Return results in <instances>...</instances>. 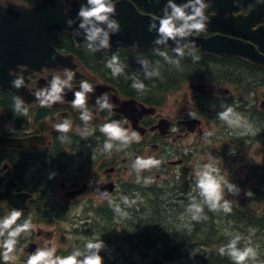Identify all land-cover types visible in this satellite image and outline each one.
Segmentation results:
<instances>
[{
	"label": "flooded vegetation",
	"instance_id": "obj_1",
	"mask_svg": "<svg viewBox=\"0 0 264 264\" xmlns=\"http://www.w3.org/2000/svg\"><path fill=\"white\" fill-rule=\"evenodd\" d=\"M15 1L17 3L9 6L35 5V0L28 4ZM205 1L209 5L205 10L209 23L204 31L194 32L193 35L203 39L220 36L237 41L238 44L240 42L244 47V55L237 51H232L231 55L196 51L195 54L202 58L196 64L197 68H194L193 73L197 77L193 81L183 82L177 92L167 95L160 104L148 106V103L126 95L124 88L127 87L107 82L88 70L77 56V69L64 66L31 69L20 65L9 71L15 78L22 76L25 86L16 90L25 89L27 96L22 99L11 89L0 85V220L14 209L21 210L22 215L13 228L29 217L33 228L17 237L15 250L11 254L14 259L7 262L3 259L2 241L7 238L10 229H0L4 232V236L0 237V264H27L28 257L38 248H53L56 238L63 243L59 248L54 247L57 256H68L75 249L83 251L88 240L102 239L106 247L100 255L109 259L104 264H151L135 259L120 260L122 252L129 251L130 246L121 240L123 234L119 230L115 231L114 226L129 222L123 221L114 211L105 212L106 209L113 210L109 206V199L119 203L123 210L121 197L127 196L129 200H136V211H147L156 197L160 196L157 186H149L144 198H138L136 192L128 188H134L137 181L133 162L144 153L148 158V149L152 150L150 155L159 152V156H163L159 158L161 164L156 168L161 174H157L156 179L160 181L162 175L165 176L170 184L175 185L178 193L186 183L189 187L194 183L192 188L195 189V175L193 182L186 181L192 163L197 169L200 165L212 162L220 168L221 174L228 172L226 178L242 189L238 196L226 195L231 204L240 207L247 202L262 201L264 64L254 62L252 58H264V0ZM0 3L9 7L2 0ZM64 34L70 33H61L53 44L60 54L68 56L70 53L62 52L57 47L58 43H63ZM65 69L75 73L70 82L71 90L65 88L62 102L41 107L36 93L48 87L54 77L67 79ZM82 81L89 82L94 88L87 98V109L92 114L89 128L94 131L86 139L80 135L85 127L79 119L80 110L71 106L74 92L80 90ZM102 93H108L110 97L109 103L113 105L111 113L106 109L101 110L97 105L96 98ZM17 96L28 109L26 116L13 111L14 98ZM175 96L176 109L165 113L168 101ZM130 100L146 108L153 107L156 113L138 118V123L134 124L120 111L123 102ZM227 106L241 113L252 124L256 134L239 135V130L236 132L220 121L216 114ZM189 112L194 114V119L189 117ZM126 114L136 118L135 111L127 109ZM65 119L72 122V128L67 133L69 139L61 142L57 139L61 134L55 130V125ZM112 120L119 121L129 132L139 133L140 141L121 147L124 149L121 155L111 158L103 155L94 161L85 154L84 149L92 143L104 145L106 137L99 129ZM192 121L195 122L191 126L185 124ZM194 126L195 130L189 131ZM207 132L214 134L206 136ZM188 139L191 140L190 144L185 146L184 141ZM114 145L118 147V142H114ZM154 169L143 170L139 174L140 180L145 177L154 180ZM51 173L56 175L49 179ZM249 190L254 193L250 198L245 195ZM169 202L162 199L164 211H169L171 203L176 201ZM208 211L205 206L204 214ZM131 216H134V212L128 213L127 217ZM168 216L172 217L173 214ZM108 252L112 255L109 256Z\"/></svg>",
	"mask_w": 264,
	"mask_h": 264
},
{
	"label": "clouds",
	"instance_id": "obj_2",
	"mask_svg": "<svg viewBox=\"0 0 264 264\" xmlns=\"http://www.w3.org/2000/svg\"><path fill=\"white\" fill-rule=\"evenodd\" d=\"M209 7L204 0H187L186 3L177 4L174 0H168L164 8V16L159 19V26L155 22L149 25V31L156 30L158 38L154 41L156 44H164L167 46L168 41L172 40L176 43L173 49L175 58L170 57L166 51L157 49V54L164 58V60L176 67L180 66V60L185 56L186 50L193 61H198L200 57L196 55V44L194 41L187 40L194 32L199 33L206 29L209 23V17L205 15V10ZM116 14V10L111 0H87L86 4H82L78 12L80 20L79 29L84 32V39L87 42L89 51L96 52L110 47L111 34L118 33L120 25L117 20L112 17ZM97 41H99L97 43ZM146 79L159 77L160 72L158 67L153 66L151 70L148 69L149 62L147 60L139 61ZM106 67L111 70L113 78H117L124 74L125 66L120 62L119 57L115 54L106 62ZM67 79H61L59 76L54 77L50 85L41 89L36 93V98L41 107H50L51 105L62 102L65 88L71 90V80L75 75L70 69H65ZM132 88L138 92H144L146 86L135 74L132 75ZM13 87L19 89L24 85V80L21 77L16 78L13 82ZM93 86L87 82L82 81L80 90L74 92V99L71 101L73 109L80 110L79 119L84 124V130L80 133L82 138H87L91 135L94 129L89 128V122L92 120V114L87 109V98L89 93H93ZM108 93H102L96 98L97 105L101 110L112 111L113 105L109 103ZM14 113H19L26 116L28 113L27 107L20 97L14 98ZM217 117L220 121L227 125L228 128L239 130V135L256 134L253 126L249 121L233 107H224L219 111ZM190 118H195L194 114L189 112ZM72 128V122L65 119L62 123L55 125V130L61 135L58 140L65 142L69 139L67 133ZM176 131L175 128L172 129ZM99 131L104 134L106 140L104 142V150L110 152L114 147V142H118L117 150L121 147H128L132 142H139L140 135L136 131L129 132L121 126L119 121L112 120L103 124ZM213 132H207L206 136H212ZM161 160L154 157H137L132 164L133 170L137 173V183L140 182L139 174L143 170H150L158 168ZM56 173H51L49 179L54 178ZM145 183L151 181L145 179ZM199 201L196 196L190 197V203L186 208V212L190 215L192 221H201L207 219L204 215V207L207 206L211 212H223L230 214L232 212L231 201L226 199V195L238 196L242 189L232 183L224 175L221 174L220 168L214 163L209 162L200 165L195 171V189ZM247 197H252L254 193L249 190L245 193ZM121 201L125 206H132L136 200H129L127 196H122ZM109 206L121 218H126L128 213L121 209L119 203H115L109 199ZM22 215L21 210H12L3 220H0V229H10L7 233V238L2 241L4 249L3 259L5 262L14 259L11 255L15 250L17 244V237L21 233L29 232L32 228L31 218L25 220L22 224H16ZM231 235V234H229ZM4 236V232L0 231V237ZM242 240L241 234L237 233L229 240V242L221 246L218 251L221 256L227 255L233 264H248L252 261L253 264L258 262V251L256 247L252 246L250 238L245 242L243 248L238 247ZM106 247L102 239L88 240L84 245V250L75 249L70 255L61 257L55 255L56 249H37L28 257L27 264H104V258L100 252ZM199 254L198 249H193L190 252V257L194 258Z\"/></svg>",
	"mask_w": 264,
	"mask_h": 264
},
{
	"label": "trees",
	"instance_id": "obj_3",
	"mask_svg": "<svg viewBox=\"0 0 264 264\" xmlns=\"http://www.w3.org/2000/svg\"><path fill=\"white\" fill-rule=\"evenodd\" d=\"M19 1L31 3V0ZM62 39L63 43L57 44L62 52L74 54L88 70L107 82L127 87L128 89L124 88L126 95L142 100L148 103V106L162 103L167 95L177 92L183 82L193 81L197 77L193 73L194 68H197L196 64L202 59L200 57L198 61L194 62L186 51L185 56L180 60V66L176 67L167 63L163 57L157 54V51L132 53L102 49L92 52L88 50L85 39H78L71 34H64ZM161 51H166L170 57L175 58L173 49ZM113 54L117 55L125 66L124 74L117 78H113L111 70L106 67V62ZM140 60L149 62V70L152 65L158 67L160 76L146 79L139 63ZM133 74L145 84L144 92L141 93L132 88L131 77ZM183 189V191L179 190L176 199H174L175 194L173 197L166 196L165 199L170 203L173 200L177 203L182 202L185 209V206L190 203V197L196 196L197 198V194L187 183ZM159 198L160 196L156 197L151 208L147 211L144 209L136 211L137 206L134 205L122 206L124 207L123 211L134 212V216L122 218L129 224L114 226L115 231L122 232L121 240L130 246L129 251L122 252L120 260L138 259L151 264H233L227 255L221 256L218 251L230 240L218 226L221 221L226 219L236 225L245 224L247 228L255 227L253 229L264 231V214L259 216L254 210L244 209L234 204H231L232 212L230 214L208 211L204 214L207 219L197 222L189 218L182 224L180 220L172 219L166 214L167 211L163 210ZM105 212L112 213L113 210L106 209ZM205 228L207 230L204 231ZM239 247L242 248L241 245ZM193 249L199 250V254L194 258L190 257V252ZM104 261H109V259L104 258ZM257 264H264V257H259Z\"/></svg>",
	"mask_w": 264,
	"mask_h": 264
},
{
	"label": "water",
	"instance_id": "obj_4",
	"mask_svg": "<svg viewBox=\"0 0 264 264\" xmlns=\"http://www.w3.org/2000/svg\"><path fill=\"white\" fill-rule=\"evenodd\" d=\"M111 2L116 10L112 18L118 21L120 30L118 33L111 34L108 49L152 52L157 49L176 47V43L172 40L168 41L167 46L156 44L154 41L158 38L157 31H149V25L153 22L158 28L159 19L164 16V8L168 0H111ZM174 2L183 4L187 0H174ZM204 2L206 3L205 0ZM86 3L87 0L72 2L70 0H35L33 7L19 4L7 7L0 3V85L11 89L22 99H26L25 89L17 91L13 87L12 82L16 78L10 75V70L20 65L31 69L42 66L52 68L64 66L77 69L75 57L60 54L53 42L61 33H70L84 38V32L78 27L80 23L78 12L81 5ZM188 41H194L197 51L201 53L231 55L232 51H237L240 55H244V47L240 42L238 44L237 41L228 38L215 36L203 39L192 34L183 43ZM252 60L264 64L262 57H253ZM127 109L135 111L136 118L126 114ZM120 111L134 124L138 123V118L156 113L155 108H146L135 100L123 102ZM194 122L185 124L191 126ZM194 130L195 126L189 128L191 132Z\"/></svg>",
	"mask_w": 264,
	"mask_h": 264
},
{
	"label": "rangeland",
	"instance_id": "obj_5",
	"mask_svg": "<svg viewBox=\"0 0 264 264\" xmlns=\"http://www.w3.org/2000/svg\"><path fill=\"white\" fill-rule=\"evenodd\" d=\"M4 2V4L6 5H11L14 3H17L15 0H2ZM179 97V96H178ZM177 100V97H172L170 98V100L168 101L165 109V113L170 112L173 109H176L177 104L175 103ZM182 100V98H181ZM208 128V127H207ZM212 129H217V128H212ZM237 132V130H235ZM191 139V137H190ZM190 139L185 140L184 141V145L187 146L188 144H190ZM102 143L96 144V143H92L90 146H87L84 150L85 154L88 157H92L94 159V161H97L99 157L105 155L106 158H111L114 155H121L123 152V148H120L119 150H117V147H113V149L110 152H107L104 150V147L101 145ZM116 144V143H115ZM117 145V144H116ZM114 145V146H116ZM81 149V148H80ZM79 149V150H80ZM152 150L148 149V157H154L156 159L159 158H163V156H159L160 153L159 152H153L152 155H150ZM147 152V151H146ZM159 156V157H158ZM143 158H146V153H144V155L142 156ZM131 158V156H130ZM195 164V163H194ZM197 166V163H196ZM191 170L189 171V174L187 176V182H193L194 177L193 175H195V173H193V170L195 172V170H197L196 168L193 167V163L191 165ZM156 174H154V180L148 179L147 177L143 178L144 180H140L139 183H137L136 181V185L135 187H129L130 191H135L136 192V196H138V198H144L146 196V189L149 186H157L156 188L159 189L158 193L161 197L160 199V203H162V199L165 198L167 195L173 197V193L177 196L178 192H177V188L175 187V185L170 184L166 179L165 176L162 175L161 180H157L156 179V175L157 174H161L160 172L156 171L157 169H154ZM173 170V169H172ZM229 173L226 172H222V175H224L225 177L228 175ZM164 177V178H163ZM145 179L151 180V182L147 185V183H145ZM180 179H176V181H179ZM126 182H129L128 180H126ZM124 183V182H123ZM191 185V184H190ZM194 183L191 185L193 187ZM190 187V188H192ZM194 188V187H193ZM261 188H264V186H261ZM184 189L182 188L180 191H183ZM256 190V189H254ZM243 199H246L245 197ZM149 200V199H148ZM262 201L260 202H247L245 204H243L241 207H243L244 209L248 210H254L259 216H261L262 214H264V192H261V199ZM147 200L145 199L144 202H146ZM170 203V202H169ZM173 206H171L170 210L167 211V215L173 214V216L171 217L172 219L175 220H180V222L182 224H184V222H187V220L190 218V215L186 212V208L187 206H185V209L183 208V203H171ZM162 205V204H161ZM163 206V205H162ZM164 210V209H163ZM219 228L231 239L232 236H234L235 234L239 233L242 236V240L240 241L238 247L241 245L242 248L245 246V242L250 238L252 246L257 248L258 251V259L259 257H264V231H258L255 230L253 228L250 227H245V224H240V225H236L234 223L228 222L226 219H224L223 221H221V223L218 225ZM44 228H49V227H44ZM207 230V228L204 229V231ZM231 234V235H229ZM260 235V237H259ZM55 246L59 248L60 245H63V243L59 242V239H55ZM65 248V247H62ZM261 252V253H260ZM109 256L112 255L111 252H108ZM138 260V259H136ZM252 261H249L248 264H252ZM179 264H185V263H179Z\"/></svg>",
	"mask_w": 264,
	"mask_h": 264
},
{
	"label": "bare ground",
	"instance_id": "obj_6",
	"mask_svg": "<svg viewBox=\"0 0 264 264\" xmlns=\"http://www.w3.org/2000/svg\"><path fill=\"white\" fill-rule=\"evenodd\" d=\"M70 55H72V56H74L75 58H76V56L74 55V54H70ZM170 205V204H169ZM168 206V205H167Z\"/></svg>",
	"mask_w": 264,
	"mask_h": 264
}]
</instances>
